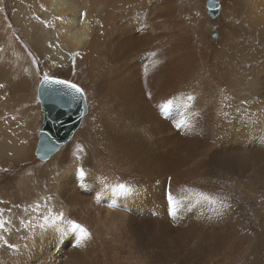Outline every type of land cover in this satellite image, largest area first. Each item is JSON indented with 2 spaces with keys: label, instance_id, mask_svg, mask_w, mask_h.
Listing matches in <instances>:
<instances>
[{
  "label": "bare ground",
  "instance_id": "bare-ground-1",
  "mask_svg": "<svg viewBox=\"0 0 264 264\" xmlns=\"http://www.w3.org/2000/svg\"><path fill=\"white\" fill-rule=\"evenodd\" d=\"M178 1H38L42 32L54 34L52 57L65 61L80 52L78 68L87 75L110 70L106 84L93 82L99 110L109 113L97 118L90 138L98 133L105 142L77 154L69 141L78 126L47 162L30 163L49 175L42 191L30 196L22 193L29 189L23 180L13 181L35 152L26 149L30 125L21 126L22 137H0V157L17 160L16 171L0 179V197L14 193L8 208L16 214L9 224L0 214V264H231L227 252L235 250L221 245L225 207L209 196L205 180L234 181L264 200V115H252L264 107V0H253L251 18L242 23L256 36L244 71L224 43L211 47L210 68L201 67L194 43L201 39L208 47L210 25L196 17L193 32L185 21L188 7ZM4 3V16L13 9L30 38L31 17L19 2L13 8ZM230 12L221 9V18L231 22ZM168 116L183 123L176 135L169 134ZM221 188L217 183L214 192Z\"/></svg>",
  "mask_w": 264,
  "mask_h": 264
},
{
  "label": "rangeland",
  "instance_id": "rangeland-1",
  "mask_svg": "<svg viewBox=\"0 0 264 264\" xmlns=\"http://www.w3.org/2000/svg\"><path fill=\"white\" fill-rule=\"evenodd\" d=\"M5 1L6 4H4H8L7 8L12 7L18 2L21 4V9L25 10L27 18L30 19L31 17L30 20L32 23L33 32L30 38L26 36V34L21 30L20 24L18 23L20 22V20L16 17H14L15 20L13 18V16H15L13 14L14 10L12 9L4 16L3 7L0 5V137L6 135H18V137H22L25 134V129L24 127L21 128V126H24V123L29 124L30 128L27 129V133L28 137L30 138L26 145V149L35 151L36 143L38 140V130L43 121V111L40 108V103L37 98V86L40 77L47 75L49 77L69 80L70 82L77 84L84 93L87 110L80 128L76 130V133L73 135L74 137H72V139L69 141V143L73 142L72 149L77 154H79L81 151L86 152V150H100V144L105 141L102 140L103 138L101 139L98 133L95 134V137L93 138H90V134L94 131L96 132L97 130V118H100L104 115V113L109 112L107 109L104 110L105 108L99 110V107L101 106H98V102H96L95 100L99 98L100 95H97L95 98V94L93 92V82L95 81L94 84L99 83V81L103 82L105 76L104 74H106L107 69L101 70L102 68L99 67L100 70L98 69V71H94L96 73L93 72L87 75L86 70L82 71L80 68H78L79 64L80 66H82L80 62L84 60L83 56H80V52H77L78 55L70 57L69 60H65L66 62L59 61L58 58L52 57V53L50 52L49 48H51L52 46L51 40L54 38V34L52 32H49L47 35H45V33L42 32L43 28L41 27H44V22L41 21L39 12L35 11V9L39 7V0H4V2ZM186 1L187 0H179L178 3H182V8L188 7V10L186 12L188 14H186V18H184L187 23L191 24L190 26H192L193 32H195L198 27L195 24H192V22L199 20L200 17H206V24L210 25L208 31L211 34L209 33L210 38L206 42L208 44V47L206 46V44L203 45L201 39L197 40L194 43L197 49L198 62L200 64L202 63L201 67L204 69H206L207 67L210 68L211 62H213L214 60V50L211 47L220 46L221 43H224L226 44V54L229 56V58L239 61L241 71L246 70V68L250 66L248 55L251 56L250 51H252V49L254 48L253 44L256 40V36L247 31L242 23L246 21L249 16V18H251V7L253 4V0H213L216 1L218 11L212 17L207 7L210 0H197V2L195 0H188L187 3ZM191 4L193 5L192 7ZM228 8H230L233 14V17H231V22H228L224 18L222 19V16H220L221 9L222 12L225 11V9L226 11H230L227 10ZM241 13H245L247 14V16ZM196 17H198L199 19ZM180 19L182 20V18ZM105 20L104 22H106ZM5 21L7 25L5 24ZM1 27H6V30ZM4 35H6L5 39L3 37ZM227 45H229L230 47H228ZM136 55L135 57H137ZM132 57L135 59L134 56ZM151 57L152 58H149V56H142L141 59L144 58L145 60H152L154 58H158L157 54L156 57L153 55ZM101 62H103V60H101ZM139 66H141L142 68V65L139 64ZM109 71L110 70H108L107 74L109 73ZM228 74H230V72H225L224 76H227ZM98 77L99 80H95V78ZM210 81L217 84L218 79L214 78L212 80L210 79ZM103 83H105V81ZM221 86L225 88L227 94L230 93L228 84L226 82H223ZM106 102L107 101H103V103ZM259 111L263 117L264 107L254 109L252 111V115H255ZM167 118L168 123H172L173 125L172 132H170L169 134L176 135L179 129L182 128L183 123L177 122V120L172 118L171 116L166 117V119ZM17 126H19L18 129L15 128ZM83 130H85L86 136L84 140H82L81 138L84 133ZM164 137L166 138V135ZM95 140H99L101 142L98 141L99 144L95 145V143H93ZM65 146L66 145L62 146L56 152L52 153V155L46 160H40L37 156H35L34 152L31 158L24 163L26 166L21 167L22 170L17 173L16 179L13 180H23L25 182L26 187H28L29 189H26L24 187L22 192L23 194H30V196L35 195V190L38 191L41 189L42 191L44 184L48 181L49 175H46L43 166L40 165L33 167V165L30 163H32L33 160L39 161L40 163H45ZM15 161L17 162L15 157H10L7 155L0 157V179H2L4 175L12 174L16 171L17 168H15ZM21 168L19 167V169ZM205 183L211 184H207L211 187V191L213 192L212 194H209L208 192L209 196L212 197L214 201L220 203L222 208L225 207L224 211H222V215H225L223 225L225 226L223 229V233H225L223 234L221 245L230 250H235V253L233 255H230L227 252V257H229L228 260H230L231 264H264V240H262L264 239L263 198L261 199L257 195L248 192L245 188L240 187L238 183H235L234 181L228 182L226 181V179L222 178L221 180H218L217 176H207ZM217 183L221 184L223 188H221V190L217 193L219 195L214 192ZM12 190L13 188L11 187L10 192H12ZM3 193L5 194L6 192H4L3 190ZM7 196L8 197H0L3 198V200L0 201V214H3V216H5H2L3 222L9 224L16 217V214L11 212V210L9 209V200L13 201L14 193L11 195L9 193ZM18 199H14V201ZM16 203L17 202L12 203L13 205L11 206V208H17V205H15ZM228 220L232 221L230 225L229 223H227ZM227 224L229 225V232H226L228 229L226 226ZM227 233L231 235L229 236L227 235Z\"/></svg>",
  "mask_w": 264,
  "mask_h": 264
},
{
  "label": "water",
  "instance_id": "water-1",
  "mask_svg": "<svg viewBox=\"0 0 264 264\" xmlns=\"http://www.w3.org/2000/svg\"><path fill=\"white\" fill-rule=\"evenodd\" d=\"M207 7L211 16L216 14V1L210 0ZM44 77L40 78L37 86V98L43 111V121L38 130L35 148L36 155L40 160H46L71 139L87 110L84 93L81 100L75 99L69 89L56 85L53 87L58 92L54 95L43 82Z\"/></svg>",
  "mask_w": 264,
  "mask_h": 264
},
{
  "label": "snow or ice",
  "instance_id": "snow-or-ice-1",
  "mask_svg": "<svg viewBox=\"0 0 264 264\" xmlns=\"http://www.w3.org/2000/svg\"><path fill=\"white\" fill-rule=\"evenodd\" d=\"M81 15H82V17H84L85 14L81 13ZM59 19H62V17ZM76 55H78V53ZM43 82L48 86L50 92L54 95L57 94L58 90L56 88H54L53 86L58 85V86H62L65 89H69L73 93V96L75 99L81 100L83 97L82 89L77 84L72 83L69 80L60 79V78H53V77H49V76L45 75ZM81 175H83L82 171H81ZM121 187H123V185H121ZM72 227L79 229L82 236H86L88 234L87 231L79 224H76L73 222Z\"/></svg>",
  "mask_w": 264,
  "mask_h": 264
}]
</instances>
